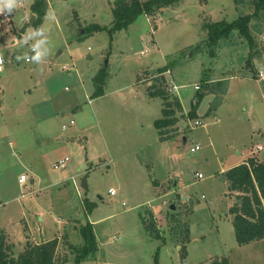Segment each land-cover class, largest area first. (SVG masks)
<instances>
[{
	"label": "rangeland",
	"instance_id": "obj_1",
	"mask_svg": "<svg viewBox=\"0 0 264 264\" xmlns=\"http://www.w3.org/2000/svg\"><path fill=\"white\" fill-rule=\"evenodd\" d=\"M17 1L15 28L0 17V228L10 257L57 238L55 264H74L68 245L82 246L79 227L90 222L96 250L79 264H210L221 255L264 264V239L236 243L221 171L239 150L260 143L264 154V15L250 22L252 47L235 31L214 55L202 27L252 12L251 0H179L113 33L114 0H48L39 29L24 30L20 12L30 13L31 0ZM90 23L106 29L78 38ZM100 69L104 93L93 98ZM170 80L181 85L176 115L185 125L161 139L153 122L163 100L147 86L169 91ZM20 172L35 182L19 188Z\"/></svg>",
	"mask_w": 264,
	"mask_h": 264
},
{
	"label": "trees",
	"instance_id": "obj_2",
	"mask_svg": "<svg viewBox=\"0 0 264 264\" xmlns=\"http://www.w3.org/2000/svg\"><path fill=\"white\" fill-rule=\"evenodd\" d=\"M177 1L179 0H114L111 8L113 19L107 30L109 33H113L126 28L138 15H152L162 7L174 4ZM234 1L237 2V0ZM251 2L253 11L250 13L239 15L232 21L221 19L206 22L202 25L207 34L203 44L209 48L208 52L211 55H214L221 41L230 38L235 31L246 38L251 47L253 46L254 38L251 34L250 22L252 19L264 15V0H251ZM48 7V0H32L30 10L31 14L34 15V19L23 25L22 29L24 30L29 25L39 29L47 15ZM103 29H106V27L98 23H90L83 27L84 33L80 32L78 38H83L86 34ZM170 67V64H165L158 69V72H164ZM106 78L107 72L105 69H100L92 77L94 88L90 93L91 97L95 98L104 93ZM206 81L204 80V82ZM221 84L224 83L217 82V85ZM221 90L223 94L224 88ZM147 94L150 97H160L163 100L162 117L155 119L153 122L158 130L159 138L163 139L169 135L170 131L174 129V125L180 120L176 113L182 110L181 102L176 95L171 97L169 91L164 89L161 84L152 83L148 85ZM202 95L198 94L196 96V100L193 102L194 106L200 101ZM187 115L192 118L196 116V112L192 108ZM224 176L229 196L234 199L228 211L232 215L233 232L237 244L245 245L264 238V158L252 155L246 162L229 168ZM83 202L87 209H92L94 206V202L88 199ZM144 223L149 232L157 231L153 217L150 216ZM79 232L83 238L82 246L75 248L72 244L68 245L69 248L77 251L74 264H79L89 253L96 250V237L92 223L87 222L81 225ZM185 233L188 236V228ZM57 243V238H53L40 243L28 244L18 258L14 259L7 252L4 235L0 230V264H55L54 257ZM210 264H230V261L227 257L220 256L212 259Z\"/></svg>",
	"mask_w": 264,
	"mask_h": 264
},
{
	"label": "crops",
	"instance_id": "obj_3",
	"mask_svg": "<svg viewBox=\"0 0 264 264\" xmlns=\"http://www.w3.org/2000/svg\"><path fill=\"white\" fill-rule=\"evenodd\" d=\"M1 1V0H0ZM18 2H20V1H17V3ZM31 2H32V0H31ZM20 4H21V2L19 3V4H16V7H15V9L18 7V6H20ZM15 11V10H14ZM14 11L10 14V16H9V19H10V21H11V23H12V26H13V28H15L14 27V22H13V17H14V15H13V13H14ZM30 15H32L31 14V10H30V13H24V12H20V21H19V23H18V26L17 27H19V29L21 30V26L22 25H25L27 22H28V18H29V16ZM35 51H36V49H35ZM231 79V77H229V79H228V81ZM222 80V79H221ZM141 81V80H140ZM174 81V80H173ZM181 85H179V87H180ZM177 91V90H176ZM176 91H175V95H177L176 94ZM225 91H226V88H224V92H223V94H222V96L224 95V93H225ZM148 95V94H147ZM177 97H178V99L180 100V102H181V105H182V108L184 109V107H183V103H182V101H181V99H180V97L177 95ZM196 100V99H195ZM184 122V125H185V120H179L178 122H177V124L178 125H180V122ZM184 125H180V126H184ZM251 146H253V145H251ZM194 147V146H193ZM262 148H263V146L260 144V143H257L255 146H253V147H250V152L249 153H242L240 150H239V152H238V155H239V157L237 158V159H235V160H233V162L228 166V167H226L225 169L224 168H222V170L221 171H223L224 172V175H225V172L229 169V168H231V167H233V166H235V165H238V164H240V163H243V162H246L247 161V159L250 157V156H252V155H257V157H259V158H264V154H259V152L262 150ZM199 149V148H198ZM62 159V158H61ZM222 172V173H223ZM20 174H24V172H20L18 175H20ZM84 176V175H83ZM18 177V176H17ZM16 177V179H17V186L19 187V188H21V187H23L25 184H27L26 182L28 181V179L30 180V182L31 183H34L35 182V178L34 177H27V181L25 182V183H23V184H20V183H18V178ZM86 180H87V178H86ZM223 181H226V179H225V176L223 177ZM234 200V199H233ZM232 216V215H231ZM232 228H233V226H232ZM0 230L2 231V229L0 228ZM234 233V232H233ZM264 238H262V239H260V240H263ZM255 241H259V240H255ZM255 241H252V242H250V243H253V242H255ZM237 243V242H236ZM250 243H248V244H250ZM222 256V255H221ZM226 257V256H225ZM227 258L229 259V257L227 256ZM229 261H230V264H231V260L229 259Z\"/></svg>",
	"mask_w": 264,
	"mask_h": 264
},
{
	"label": "built area",
	"instance_id": "obj_4",
	"mask_svg": "<svg viewBox=\"0 0 264 264\" xmlns=\"http://www.w3.org/2000/svg\"><path fill=\"white\" fill-rule=\"evenodd\" d=\"M19 3L20 2H18L16 4H19ZM16 4H15V7H16ZM15 7L11 11H9L7 8H5L4 10H0V17H2V18H9L10 14L15 10ZM30 50H31V52H35V48L34 47H32ZM29 60H30V58L27 57L26 58V61H29ZM2 63H3V60L0 57V70L2 69V66H1ZM169 85H170L169 91H171L173 93L179 88V85L175 84L173 80H170V84ZM194 88L195 89H199V85L198 84L194 85ZM69 123L72 124L73 123V120H70ZM196 124H201V122L197 120L196 121ZM65 127H66L65 125L62 126L63 129ZM198 148H199V146L198 145H195L194 147H191L190 148V151L193 152V151L197 150ZM67 160H68L67 157H65L64 159L63 158L62 159H59L57 165H59L60 167H64L65 161H67ZM201 176H202L201 173H198V177H201ZM26 181H27L26 175L25 174H20V176L18 177V183L23 184ZM108 192L110 194H112V195L115 194V190L113 188H110L108 190Z\"/></svg>",
	"mask_w": 264,
	"mask_h": 264
},
{
	"label": "water",
	"instance_id": "obj_5",
	"mask_svg": "<svg viewBox=\"0 0 264 264\" xmlns=\"http://www.w3.org/2000/svg\"><path fill=\"white\" fill-rule=\"evenodd\" d=\"M33 18H34V15H32V20H33ZM83 31H84V30L81 29V33H82ZM151 73H153V70H152V69H151ZM180 125H184V122L181 121V122H180ZM86 178H87V175H84V176L82 177V179H81V187H83V188H86V187L88 186ZM222 180H223V179H222ZM169 208H170L171 210H174V209H175L174 203H171V204L169 205Z\"/></svg>",
	"mask_w": 264,
	"mask_h": 264
},
{
	"label": "clouds",
	"instance_id": "obj_6",
	"mask_svg": "<svg viewBox=\"0 0 264 264\" xmlns=\"http://www.w3.org/2000/svg\"><path fill=\"white\" fill-rule=\"evenodd\" d=\"M15 7L14 0H4L3 8H7L9 11H11Z\"/></svg>",
	"mask_w": 264,
	"mask_h": 264
}]
</instances>
